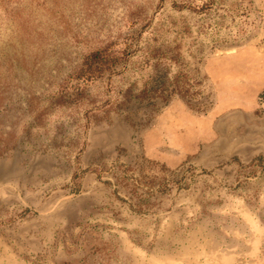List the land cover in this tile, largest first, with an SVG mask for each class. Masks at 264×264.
<instances>
[{"label":"rangeland","instance_id":"rangeland-1","mask_svg":"<svg viewBox=\"0 0 264 264\" xmlns=\"http://www.w3.org/2000/svg\"><path fill=\"white\" fill-rule=\"evenodd\" d=\"M131 39L180 51L209 110L133 128L136 52L78 79ZM262 91L264 0H0V264H264Z\"/></svg>","mask_w":264,"mask_h":264},{"label":"trees","instance_id":"trees-1","mask_svg":"<svg viewBox=\"0 0 264 264\" xmlns=\"http://www.w3.org/2000/svg\"><path fill=\"white\" fill-rule=\"evenodd\" d=\"M114 45V42H110L89 52L83 59L77 77L82 81L102 78L116 68L125 67L136 52L140 58L138 69L146 71L143 80L140 84H130L123 90L121 100L116 104L123 109V118L133 128L146 126L158 108L174 97L199 113H206L212 106V92L209 85L204 84L205 77H199L198 72L183 61V56L177 49L173 53L169 46L155 42L136 47L132 39L125 48L116 49ZM257 104L261 106L260 111L264 110V91L258 94ZM139 113L141 116L133 119ZM123 169L130 170L124 166Z\"/></svg>","mask_w":264,"mask_h":264}]
</instances>
